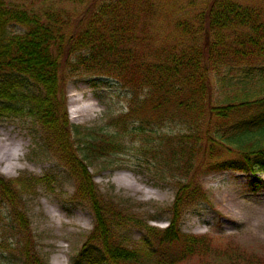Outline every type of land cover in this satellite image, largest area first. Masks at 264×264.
I'll return each mask as SVG.
<instances>
[{"label": "trees", "instance_id": "obj_1", "mask_svg": "<svg viewBox=\"0 0 264 264\" xmlns=\"http://www.w3.org/2000/svg\"><path fill=\"white\" fill-rule=\"evenodd\" d=\"M153 8L154 0H106L66 33L58 13L0 0V123H28L43 151H53L75 181V200L93 215L92 231L70 264H180L210 254L212 238L180 230L183 210L206 202L196 184L177 185L164 229L149 225L132 200L99 193L88 170L93 159L122 149L121 135L139 141L136 167L147 164L164 180L179 169L185 175L200 153L211 157L224 144L244 152L243 144L264 139L262 10L210 0L193 20L178 21L177 42L154 46L144 21ZM65 70L84 71L127 92L125 111L112 120L114 132L67 120ZM210 73L220 91L217 103L211 101ZM178 125L184 133H159ZM243 158L241 168L264 171V146ZM42 180L0 177V200L12 209L2 233L24 234L15 199ZM34 248L21 247L23 264H44Z\"/></svg>", "mask_w": 264, "mask_h": 264}, {"label": "rangeland", "instance_id": "obj_2", "mask_svg": "<svg viewBox=\"0 0 264 264\" xmlns=\"http://www.w3.org/2000/svg\"><path fill=\"white\" fill-rule=\"evenodd\" d=\"M5 1L58 13L66 23V33H70L80 20L89 17L96 6L106 0ZM208 1L154 0L153 11L144 19L151 41L149 44L159 46L177 42L179 35L175 26L178 21L193 20ZM232 1L241 6L259 8L264 13V0ZM209 79L213 93L211 101L220 102L215 74L210 73ZM62 88L65 114L71 124L103 129L105 133L114 132L112 120L120 117L126 109V91L84 71L69 73L66 70ZM90 108L91 112L88 111ZM183 129L180 125L167 126L159 129V133H184ZM201 129H206L205 124ZM33 132L28 123H0V137L20 145L25 153L22 169L10 172L6 169L7 175L0 177L4 180L43 179L32 187L29 194L15 199L14 206L24 215L21 217L25 218L27 228H20L23 235H12L9 231L2 233L0 229V264H23L21 247L28 250L31 244L42 263L70 264L92 231L93 215L88 205L75 200V181L69 178L53 151H43L40 138ZM136 138L121 135V150L92 160L88 172L100 194L132 200L138 204L134 208L136 212L147 219L149 225L164 229L177 194V185L192 182L205 195L206 202L183 210L180 230L188 235L212 238L210 254L180 264H264V171L252 172L241 168L244 154L264 146V139L255 144L252 143L255 138L251 143L243 144L244 152L235 145L224 144L211 157L202 158L200 153L185 175L179 169L174 176L164 180L158 179L147 164L141 169L138 165L136 167L133 156L138 150ZM127 184L137 189H130ZM11 189L15 192L13 185ZM4 202L0 200V226H9L7 221L12 209ZM8 242L16 244L6 249L5 243Z\"/></svg>", "mask_w": 264, "mask_h": 264}, {"label": "clouds", "instance_id": "obj_3", "mask_svg": "<svg viewBox=\"0 0 264 264\" xmlns=\"http://www.w3.org/2000/svg\"><path fill=\"white\" fill-rule=\"evenodd\" d=\"M24 150L18 144H12L6 141L4 138L0 137V175H7L6 163L11 160L17 170L24 167Z\"/></svg>", "mask_w": 264, "mask_h": 264}, {"label": "bare ground", "instance_id": "obj_4", "mask_svg": "<svg viewBox=\"0 0 264 264\" xmlns=\"http://www.w3.org/2000/svg\"><path fill=\"white\" fill-rule=\"evenodd\" d=\"M88 111H92V109L90 108V110H88ZM6 169L10 172L11 170H13V169H16V166H15V164L11 161V160H8L7 161V167H6ZM8 172V173H9ZM128 188H130V189H133V190H136L137 189V187H135V186H132V185H130V184H127L126 185Z\"/></svg>", "mask_w": 264, "mask_h": 264}]
</instances>
